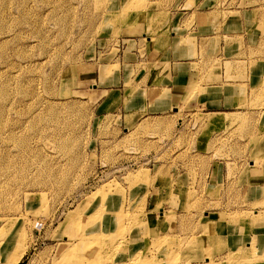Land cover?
Segmentation results:
<instances>
[{
    "label": "rangeland",
    "instance_id": "374dc122",
    "mask_svg": "<svg viewBox=\"0 0 264 264\" xmlns=\"http://www.w3.org/2000/svg\"><path fill=\"white\" fill-rule=\"evenodd\" d=\"M0 99V264H264V0H0Z\"/></svg>",
    "mask_w": 264,
    "mask_h": 264
},
{
    "label": "bare ground",
    "instance_id": "6f19581e",
    "mask_svg": "<svg viewBox=\"0 0 264 264\" xmlns=\"http://www.w3.org/2000/svg\"><path fill=\"white\" fill-rule=\"evenodd\" d=\"M5 95H7V94H5ZM5 95L3 94V96H5ZM4 103H6V102H4ZM8 103H9V101H8ZM5 108H6V106H5ZM11 130H13V129L11 128ZM13 131L9 132L10 135L15 134ZM110 204L112 206L118 208V210H119L118 213L120 214V216H119L120 219H117V221L118 220L121 221L122 219H124L123 218L125 216L124 207L121 206L120 203H118L116 201H111ZM99 210L100 209L97 210L95 208L94 211H96V212H94L93 214L90 215V217L88 218V221L85 220V223H87V226H89L90 223H92L93 218L98 214ZM120 211H121V213H120ZM149 211H150V209H149ZM114 216H115V214H114ZM114 216L110 212H107V215H106L107 222L112 223V221H115ZM79 217H81V216H79V207H76L75 209L68 212V214L66 215V217L63 221V224L60 223L58 225V226L63 225V226H61V229H65L64 230L65 236H63V237L61 236L59 238V240H61V238H62V241L60 242L61 243L60 244L61 251L59 252L60 253L59 254L60 259H59L58 264H70V262H72L74 264H94V263H96V261H97L96 259H93V260H92V258L86 259V257L92 252V250H94V248L96 249V251L103 250V245L105 243L104 239L109 237V236H106L104 234L102 235L100 233V231L96 233V237H95L93 234V232H95V230H91V231H87V232H86V230H84V228L81 230V227H79V222H77L79 220ZM64 223L65 224L67 223L69 225L66 227ZM203 225L204 226L208 225V221L206 218L203 219ZM84 227H86V226H84ZM78 230H81V231L77 232ZM230 231H231V229H230ZM227 234L229 235V228L227 229ZM232 234L237 236V231L233 230ZM232 234H230V235H232ZM19 240H21V238H19L17 240V242ZM20 245L18 246L19 249L17 251L9 254V257L7 259L6 264H17L19 262L22 254H23ZM82 251L83 252L88 251V252L83 254Z\"/></svg>",
    "mask_w": 264,
    "mask_h": 264
},
{
    "label": "crops",
    "instance_id": "0c3cea01",
    "mask_svg": "<svg viewBox=\"0 0 264 264\" xmlns=\"http://www.w3.org/2000/svg\"><path fill=\"white\" fill-rule=\"evenodd\" d=\"M182 53V52H180ZM177 63V74L175 76H171V80L174 81L173 86H170V90L169 92L166 91L168 94L165 96V100L168 99L170 103L178 101L179 99L182 98L183 95H185V93L187 92V89L189 88V86H191V80H193V78H189V74H190V61L184 60V61H179L176 62ZM195 63V61H194ZM164 97V96H163ZM161 97V98H163ZM167 101V100H166ZM218 111H212V113H216ZM252 186V185H251ZM261 187V186H258ZM254 191V190H252ZM150 207V205H149ZM149 207L147 209H149ZM170 229L171 224L168 222L163 225H161V231L164 230V228L166 229ZM259 238V237H258Z\"/></svg>",
    "mask_w": 264,
    "mask_h": 264
}]
</instances>
